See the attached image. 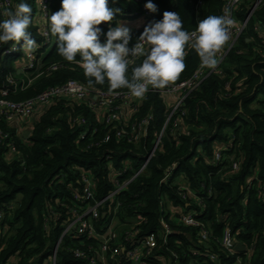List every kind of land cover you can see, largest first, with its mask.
<instances>
[{
  "label": "trees",
  "instance_id": "1",
  "mask_svg": "<svg viewBox=\"0 0 264 264\" xmlns=\"http://www.w3.org/2000/svg\"><path fill=\"white\" fill-rule=\"evenodd\" d=\"M10 1L11 11L21 2L31 6L28 31L37 49L32 54L33 67L18 72L17 66L29 54L22 48L23 42H0V97L7 91V100L22 102L69 81L104 93L129 91L111 90L107 82L90 83L78 63L68 62L58 53L47 20L60 9L61 0H46L48 44L34 21L39 0ZM256 1L244 0L236 7V24L253 12L245 30L219 71L207 73L187 95L174 115L178 126L172 121L166 126L160 146L141 173L173 108L162 94L148 92L136 109L125 108L123 124L108 127L86 104L58 98L33 115L27 138L17 132V119L10 122L0 113V264H52L55 252L56 264H89L76 259L74 252L90 256L98 249L99 239L75 234L62 238L73 218V194H81L82 177L89 176L95 199H105L115 189L112 172L125 166L118 181H129L128 185L105 203L93 222L101 234L112 219L116 221L117 239L110 248L119 247L123 252L107 264H136L126 256L127 251L153 233L160 236L157 245L138 264H235L237 258L241 264H264V0L252 11ZM147 2L108 0V6L119 11L111 23L102 22L98 27L106 33L117 22L143 18V26L130 32L132 47L144 27L162 19L165 11L179 13L184 28L192 32L206 16H223L225 5V0H152L157 11L145 15L142 6ZM4 19L0 8V21ZM104 39L101 35V42ZM14 45H18L16 51L6 54ZM185 51V68L172 85L191 79L201 64L190 45ZM141 61L137 59L135 64ZM52 66L56 69L48 70ZM145 119L146 132L137 142L116 138L121 126L130 131V125ZM218 152L221 159L215 162ZM172 166L175 169L164 180ZM188 213L195 214L197 223L205 227L207 240L201 239L200 227L180 222V215ZM164 226L170 233L166 243ZM224 230H230L244 251L232 255L223 250Z\"/></svg>",
  "mask_w": 264,
  "mask_h": 264
},
{
  "label": "clouds",
  "instance_id": "2",
  "mask_svg": "<svg viewBox=\"0 0 264 264\" xmlns=\"http://www.w3.org/2000/svg\"><path fill=\"white\" fill-rule=\"evenodd\" d=\"M144 7L149 12L157 11L152 0ZM118 11L108 6V0H61L60 9L48 17L47 23L56 37L58 53L64 60L78 63L90 83L107 82L111 90L128 89L135 97H142L149 85L164 88L175 81L185 68L188 45L204 66L213 69L218 64L217 54L230 40L232 21L227 15L206 16L189 32L179 13L165 11L162 19L145 26L129 47L132 37L126 25L117 22L106 33L98 27L102 22L111 23ZM31 14L26 2L9 12L7 19L0 21V42L22 41V48L34 54L37 42L28 31ZM101 35L105 37L103 42ZM140 58L142 61L135 64Z\"/></svg>",
  "mask_w": 264,
  "mask_h": 264
},
{
  "label": "built area",
  "instance_id": "3",
  "mask_svg": "<svg viewBox=\"0 0 264 264\" xmlns=\"http://www.w3.org/2000/svg\"><path fill=\"white\" fill-rule=\"evenodd\" d=\"M136 2H140V0H135ZM244 0H225L223 16L227 15L228 18L231 19L232 25L230 26V40L226 43V45L222 48L221 52L217 54L218 56V64L215 68L210 69L204 66L202 63L200 64L198 70L186 82L172 85L168 84L164 88H156L152 90L149 85L148 92H156L164 95L169 99H175L173 102L172 110L166 118L164 128L160 132L158 136H156L154 147L149 157L147 158L145 164L140 169L139 173L143 172L148 165L150 159L154 156L156 150L161 144L162 136L164 129L166 126L173 122V126H178V119L174 120V115L181 110L183 102L187 95L198 87V85L202 82L207 73L211 71H219V67L221 63L224 61L226 54L237 40V38L243 33L245 30L249 20L252 17V13L248 16V18L244 22L234 23V10L238 7ZM262 0H257L253 6L254 11L260 4ZM12 3L10 0H3L0 2V8L4 16L7 17V14L11 12ZM47 1L39 0L38 2V25L40 27V32L42 36L45 38L46 44L51 42V34L46 28V12H47ZM142 11L145 15L148 14V10L142 6ZM12 50L6 51V54H9ZM34 56L27 54V59L24 64L23 70L31 69L34 65ZM56 67L52 66L48 70L53 71ZM10 83L13 81L10 80ZM144 94V95H145ZM143 95V96H144ZM7 91L1 92L0 97V113H2L8 121L12 122L14 120H25L31 118L33 115L41 112L44 108H46L52 101L55 99L61 98L68 101H74L77 103H84L90 109H92L97 117V120L100 123H103L106 127L114 125L117 123H122L125 121L126 111L127 109H136L138 103L143 97H135L130 91L122 92V93H104L100 90L86 87L78 82L69 81L66 84L60 86H53L45 89L43 92L38 94L36 97L22 101V102H12L6 99ZM136 102V103H135ZM117 125V124H116ZM148 125V119L142 120L138 124L130 125V131L124 128H119L116 130V138H124L129 143L137 142L146 132V127ZM116 127V126H115ZM86 133L81 134L80 138H84ZM221 159L220 152L216 153L214 161L219 162ZM108 160V159H107ZM107 166H109L112 171L111 162H108ZM128 166H125L123 170H115L113 171V183L115 185L114 191H112L105 199L96 200L93 193L94 184L92 182L91 177L83 176L82 177V191L81 194L74 193L73 199L76 205L70 209V212L73 216L72 220L69 221L67 226L65 227L62 238L66 235L75 234L76 236H83L88 239L94 237L99 239L100 244L98 249L91 252L87 256V254L83 251H75L74 257L78 260H87L89 264H97L100 262L101 264H107V260L115 261L117 255L121 252L119 247L110 248V243L117 239V234L115 232L116 221L112 219L110 223L103 228V233L98 234L93 222H95L100 216V210L104 207L105 203L111 199H114L121 191H123L128 185L129 181H124L120 183L118 178L122 176ZM175 169L174 166L168 169V173L165 176L164 180L168 179L171 172ZM233 169H237V164L233 165ZM116 211V210H115ZM180 222L185 226H193L200 227L201 229V239L207 240L208 233L204 226L197 223L196 215L193 213L180 215ZM165 234L163 235V241L166 243L167 236H169V231L167 226H164ZM160 238L159 234L153 233L150 234L146 239L132 244L127 251L126 256L133 263H140L143 259V256L149 255L150 252L156 247L157 240ZM238 244L230 230H224L222 238H221V247L224 251L230 254H238L235 251V246ZM173 259H177L176 255H172ZM57 252L53 254L52 264H56ZM211 259H214L211 256ZM145 264V263H141ZM235 264H241L240 259L237 258Z\"/></svg>",
  "mask_w": 264,
  "mask_h": 264
},
{
  "label": "crops",
  "instance_id": "4",
  "mask_svg": "<svg viewBox=\"0 0 264 264\" xmlns=\"http://www.w3.org/2000/svg\"><path fill=\"white\" fill-rule=\"evenodd\" d=\"M139 20H135V21H131V22H121L122 24L126 25L127 27H129L130 29V32L136 30V29H139L140 27L143 26V24L145 23V20H144V23L142 25H139ZM169 99V98H168ZM172 103L175 101V99H169ZM171 103V104H172ZM32 119V120H31ZM34 120V117L32 116L29 120L27 121H23V120H16V126H17V132L21 134V136L24 138V134L25 133H29V129L30 127L32 126V122ZM15 121V120H14ZM27 128V129H26ZM182 180L180 181H184L183 178H181Z\"/></svg>",
  "mask_w": 264,
  "mask_h": 264
},
{
  "label": "rangeland",
  "instance_id": "5",
  "mask_svg": "<svg viewBox=\"0 0 264 264\" xmlns=\"http://www.w3.org/2000/svg\"><path fill=\"white\" fill-rule=\"evenodd\" d=\"M38 11V10H37ZM37 16V15H36ZM36 16H34V21H37V19H38V17H39V15L36 17ZM144 23V20L143 19H140L139 20V25H142ZM17 46L18 45H14L12 48H11V52L10 53H14L15 51H16V48H17ZM50 49H51V47H50ZM21 64V63H20ZM24 64L25 63H23V64H21V65H19V66H17V69H18V72H20V71H22L23 70V66H24ZM136 103V102H135ZM30 118H28V119H25V120H23V121H27V120H29ZM27 129V128H26Z\"/></svg>",
  "mask_w": 264,
  "mask_h": 264
},
{
  "label": "water",
  "instance_id": "6",
  "mask_svg": "<svg viewBox=\"0 0 264 264\" xmlns=\"http://www.w3.org/2000/svg\"><path fill=\"white\" fill-rule=\"evenodd\" d=\"M28 136H29V133L24 134V138H27ZM103 217H105V214L103 215ZM235 251L238 253H241L242 251H244V248L241 244H236Z\"/></svg>",
  "mask_w": 264,
  "mask_h": 264
}]
</instances>
